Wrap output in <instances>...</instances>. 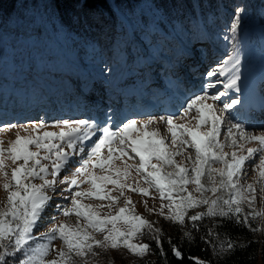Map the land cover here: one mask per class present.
Wrapping results in <instances>:
<instances>
[{"label":"trees","instance_id":"1","mask_svg":"<svg viewBox=\"0 0 264 264\" xmlns=\"http://www.w3.org/2000/svg\"><path fill=\"white\" fill-rule=\"evenodd\" d=\"M237 18L239 24L233 32L231 24ZM247 20L254 23L251 42L264 50V0H0V104L8 102L11 112L17 105L27 104L26 110L18 109L23 119L53 102L65 107L77 89L87 99L88 89L98 77L108 88L128 70L143 69L150 78L152 68L167 65L181 46L190 48L198 42L227 52L224 65L234 63ZM174 196L179 201L180 196ZM207 206L199 203L187 208L183 224L168 216L157 222L140 215L151 227L144 226L134 241L149 244L151 250L140 256L121 246L114 249L113 260L116 264H197L198 260L264 264V219L248 215L259 208L241 203L238 216L241 220L248 216V224L237 223L231 213L189 219L207 213ZM43 220L39 218L19 251H14L15 235L3 241L6 249L0 248V252L14 251L6 256V264H20L45 245L49 250L44 260L57 259L49 256V245L54 242L49 239L50 231L35 233ZM229 242L234 250H228ZM174 245L182 258L173 254ZM95 250L103 254L100 248ZM69 264L108 263L102 258L71 257Z\"/></svg>","mask_w":264,"mask_h":264},{"label":"rangeland","instance_id":"2","mask_svg":"<svg viewBox=\"0 0 264 264\" xmlns=\"http://www.w3.org/2000/svg\"><path fill=\"white\" fill-rule=\"evenodd\" d=\"M253 22L247 20L244 25L241 35L240 45L237 47V55L234 57V63L226 64L223 59L226 57L227 52H221L215 47H210L206 51L202 50L201 45L197 51L190 49L184 51L180 49V53L174 56V59L170 60L167 65L156 66L150 71L152 81L147 83L145 89H142L144 79L147 74L143 69L136 71L137 76H133L128 73L126 80L120 82L117 86H106L105 80L101 77L95 79L89 87V94L87 99H82L81 89H77L74 93L70 94L67 99V106L62 107L61 104L50 103L49 105L40 108L37 114H29L26 119L20 118L18 115V109L26 110L27 104H20L16 106L17 110L14 112L9 111L11 107L9 105L0 104L3 106L0 108V127L8 124H15L18 127L12 128L4 132H0V140L3 141V147L8 148L9 142L16 139L17 132L21 137H30L36 135H43V132H55L59 133L61 128L56 126L58 122L63 120H85L93 126L90 131L92 132L91 138L88 140H76L75 146L69 148L67 140H59L58 138H52V142L57 144L60 148L68 154V161L65 163L56 177L51 175L52 163L56 160V156L53 153H49L44 149H37L34 145L30 146L31 151L39 153L41 165L46 166L47 171L40 173V176H44L45 179H55L56 183L53 188H47L45 191L51 197L47 207L41 213V218L45 223L42 224L35 233L41 231H50L57 225L63 223L68 225L72 229H76L77 226L81 229L87 230L97 240H102L104 233L95 232L92 228L87 227V221L83 216H77L75 212L65 216L63 214L64 209H73L72 199L75 192L87 193L91 191V185L89 183H81L79 186H71L70 181L73 176L77 175L76 169L81 167L83 159L88 157L91 148L98 141L102 135L101 129L103 127H109L113 132H119V129L129 120H136L137 127L141 121H147L151 119L153 122L148 125L147 131L151 132L159 130L160 138H163L169 152L180 151L181 155L174 157L176 162L182 167L189 169L186 173L191 177L194 174L191 169L195 166L196 152L193 147L188 145H181L180 139H190L183 133V129H177V145L172 144L171 134L167 131L168 125L166 121H162L161 117H173V123L176 125H183L186 128L197 129L199 113L197 108L199 104L193 106L185 114V109L188 102L195 96H218L219 99L212 100L206 99L207 104L214 106V112L219 115L222 122L217 125V136L215 144L223 146V152L228 153L225 157L227 160H231V153L237 152L238 154L246 155L248 148H258L257 141H244L238 138V132L235 128H232L233 124L239 123L247 134L261 135L264 134V50L256 49L255 44L251 42L250 35L254 31ZM141 47V45H140ZM126 48V47H125ZM126 51H130V47L127 46ZM202 51V52H200ZM200 52V54H199ZM230 52V51H228ZM198 53V54H196ZM133 59V57L131 58ZM239 60V64L233 67L236 60ZM173 62V63H171ZM212 72L214 75L209 76L208 73ZM238 75L239 79L236 82V86L233 88H225L224 85L231 82L234 76ZM148 77V76H147ZM101 79V80H100ZM150 79V78H149ZM225 93V95H220ZM172 97V101L170 98ZM238 100L239 103L233 107L222 111L224 105L231 102V100ZM83 100V101H82ZM29 105V104H28ZM36 107V106H35ZM44 112V113H43ZM43 113V114H42ZM196 117V118H194ZM45 124L43 129H39L34 132L32 129L33 124ZM23 126V127H20ZM212 127L211 123L201 124L199 131L205 132ZM231 128V134L229 129ZM140 132H134L133 136H138ZM237 138V145L232 144V139ZM47 142V140H45ZM242 146V148H241ZM114 149L120 147L119 140H115L112 144ZM127 152V156H121L120 153H113V160L111 162V168H124V162L129 165H138L140 163L139 157L132 153L131 148L127 142L123 146ZM83 148V151L80 149ZM212 151L217 154L221 151L219 147H213ZM264 153H256L258 159L259 155ZM7 155V153H6ZM108 155L107 147L102 149L101 158H106ZM48 156V159H44ZM131 157V159H129ZM190 157V159H189ZM153 164H157L161 167L163 173H175L178 171L174 166L164 165L162 161H158L155 158L151 161ZM23 161H17L13 164L10 159L6 160V171L11 177V170L22 164ZM32 165V161L29 162V166ZM109 165H105L107 169ZM225 165L222 162L209 159L208 163L203 165L202 171L204 174L201 176V183L205 188L210 189L213 186V181L218 190L213 193L212 191H197L196 185L188 183L186 185L187 191L182 192L181 186L178 184L173 192V199L178 202L174 194L180 197H186L189 193L192 194L196 200L207 199L210 207V202L220 197L217 202V209L224 207L226 211V205H223V200L228 199L231 196L232 190L226 187L220 186V181L223 179L218 172H211V169H222ZM153 169L149 168L148 171ZM39 171V166H37ZM89 174L97 176L109 175L113 179L118 180L120 183L130 185L134 188H144L148 191V195L131 191L130 188H123L124 195H120L121 189L108 182L97 181L102 183L103 191L102 196L108 195L119 197L115 202L109 199H99L96 197L82 196L77 199L80 200L82 206L91 205V210L97 212L101 218H109L116 216L120 208L125 207V200L130 199L131 205H128L130 211L137 215H143L148 220L154 221L156 219L159 222L163 217H167L170 214L168 205L172 203L168 199H161L160 193L155 187H150L144 180V172L138 173L135 167L129 170V175L125 178L122 175L117 176L114 171H105L99 167L93 168L89 166ZM37 176L35 178L29 177L25 180V183H32L40 185L43 180ZM83 179V177H81ZM238 180V187L244 189V195L251 197L255 196V200L249 205L247 201L242 202L245 207H258L259 212L264 211V179L258 177V170L254 171L252 168V161H248L245 164L243 174H238L235 178ZM5 178L0 175V210H4L7 204L8 193L4 190L3 184ZM252 184L255 188V192L247 191V185ZM163 205V208H162ZM86 209L81 208V211ZM163 212V214H161ZM123 215H130L129 211H126ZM47 220V221H46ZM117 227L122 231H126L128 225L123 219L116 221ZM107 228H111V224L106 225ZM132 243L139 244V242L131 241ZM51 258L58 259V252L63 249L67 251L63 241L57 235L52 245H49ZM102 255L95 250L93 252L98 253L93 255L92 252L86 256H77L75 253H71L72 258L79 260H98L100 258L107 260L108 264H116L113 260L114 249L111 247L100 248Z\"/></svg>","mask_w":264,"mask_h":264},{"label":"snow or ice","instance_id":"3","mask_svg":"<svg viewBox=\"0 0 264 264\" xmlns=\"http://www.w3.org/2000/svg\"><path fill=\"white\" fill-rule=\"evenodd\" d=\"M239 24V19L237 18L231 24V30L236 31ZM227 63V61L225 62ZM239 64L237 59L233 67ZM209 76L214 75V73L209 72ZM239 79V76L236 75L232 78L231 82L225 84V88H233L236 86V82ZM220 95H225L221 93ZM207 98L212 100L219 99L218 96H195L192 98L185 109V114L193 108V106L199 104L197 111L199 113L197 129L186 128L183 125H176L173 123V117H161L162 121H166L168 128L167 131L171 134L172 144L177 145V129H183V133L186 134L190 139L186 140L181 138L179 143L181 145H188L193 147L196 152V161L195 166L191 169V172L194 174L189 177L186 173L189 172V169L182 167L174 159L175 156L181 155L182 150L176 152H169L163 138H160L159 130L147 131L148 125L153 121L151 119L147 121H141L139 127H137L136 120H129L123 124L119 129V132H113L109 127H103L101 129L102 135L99 137L98 141L91 148V151L88 154L86 159H83L81 167L76 169L77 175L68 181L71 186H79L81 183H89L91 185V191L84 192H75L72 205L73 209H64L63 214L68 216L75 212L79 216H83L87 221V227L92 228L95 232L104 233L102 240H97L91 233L85 229H81L77 226L76 229L70 228L66 224H59L53 229L50 230L49 239H56L57 235L63 241L64 245L67 248V251L61 249L58 252V259L45 261L44 256L48 252V246L45 245L41 248L35 249L33 254L27 255L26 259L20 261V264H69L71 260V253H75L77 256H86L88 253L92 252L93 255L98 253L93 252V247L97 248H108L113 249L124 247L128 249L134 255L143 256L148 253L151 248L149 244H135L131 241L136 237L137 234H142V228L144 226L151 225L148 221L144 220L138 215H123L126 211H130L128 205L132 204L130 199L125 200V207L120 208L116 216H111L109 218H101L97 212L91 210V205L82 206L80 200L77 199L82 196L96 197L99 199H109L112 202H115L119 197H114L108 195L107 197L102 196L101 192L103 191L102 183H97V181L108 182L113 185L118 186L121 191L120 195L123 196V188L128 187L131 191L139 192L145 195H148V191L144 188H134L130 185H125L120 183L118 180L113 179L109 175L97 176L94 174H89V166L96 168L99 167L105 171H114L117 176L127 177L129 175V170L135 167L138 173L144 172V180L150 187H155L156 190L160 193L161 199H168L172 203L168 205L170 214L168 219L183 224L184 216L186 215V209L197 206L199 203L209 204L207 199L196 200L193 198L192 194L189 193L186 197H180L179 201L173 199V192L175 187L179 184L181 186V191H187L186 185L188 183H193L196 185V190L203 191H212L215 193L218 188L213 181V186L210 189L204 187L201 183V176L204 174L202 171L203 165L208 163V160H214L222 162L225 167L222 169H211V172H218L223 179L220 181V186L226 187L232 190L231 196L229 199L223 200V205L227 206V211L224 207H219L217 209V202L220 200V197H217L216 200L210 202V207L207 210V213H196L189 217L190 220L196 221L200 219L203 215H219L221 217L229 216L231 213L233 216L237 217V223L248 224V216H245L241 220L238 216L241 213L242 209L240 207L241 203L247 201L249 205L255 200V196H245L244 189L238 187V180L235 179L238 174H243L245 164L248 161H252V168L254 171L258 170V177L264 179V154L259 155L258 159L256 153H264V134L259 136L250 135L245 132L242 125L239 123L233 124L232 128H235L238 132V138L244 141H257L259 144L258 148H248L247 154L242 155L237 152L231 153V160L225 159L228 153L223 152V146L215 144L217 136V125L222 122V119L219 115H216L214 112V106L207 104L205 101ZM238 100H231L230 103L224 105L222 111H225L234 105L238 104ZM210 122L212 127L205 132L199 131L201 124ZM61 128L59 133L55 132H43V135H36L30 137H21L19 132H17L16 139L9 142L8 148L3 147V141L0 140V175L5 178V183L2 185L4 190L8 193L7 195V204L4 210H0V248H5L3 241L11 239L15 235V248L14 251H19L20 247L27 242L29 233L32 231L33 227L39 220L41 213L47 207L51 197L47 194L45 189L53 188L56 181L55 179L49 180L45 179L44 176H40V173H45L47 171L46 166L41 165L39 153L30 150V146H35L37 149H44L49 153H53L56 156V160L52 163L51 175L56 177L59 174L61 167L67 163L68 154L64 152L57 144L52 142V138H58L61 141L67 140L69 148L75 146L76 140H88L91 138L92 132L90 129L93 128L89 122L85 120H63L58 122L57 125ZM18 127L15 124H8L0 127V132L11 130L12 128ZM23 127V126H20ZM45 124H33L32 129L34 132L39 129H43ZM141 129L144 131L141 132L138 136H133L134 132H140ZM229 134H231V128L229 129ZM119 140L120 147L114 149L112 144L115 140ZM47 140V142H45ZM128 144L131 148L132 153H135L139 157L140 163L138 165H129L124 162V168H111V162L113 160V153L119 152L121 156H127V152L124 149V145ZM232 144L237 145V138L232 139ZM219 147L221 151L217 154L215 151H212L213 147ZM107 147L108 155L106 158H101L102 149ZM242 148V146H241ZM83 151V148L80 149ZM7 153V155H6ZM48 156H45L44 159H48ZM155 158L158 161H162L164 165L174 166L178 171L175 173H163L161 172V167L157 164H153L151 161ZM10 159L13 164H16L17 161L22 160L23 163L19 164L17 167L12 168L11 177L6 171V160ZM131 159V157H129ZM190 159V157H189ZM32 161V165L29 166V162ZM105 165H109L105 169ZM37 166H39V171H37ZM153 169L148 171V169ZM40 176L43 180V183L40 185L25 183L29 177L35 178ZM83 177V179H81ZM247 191L254 193L256 190L252 184L247 185ZM264 190V189H262ZM81 208L86 210L81 211ZM163 208V205H162ZM163 214V212L161 213ZM255 219L257 216L264 219V211L260 212H250L248 214ZM118 219H123L124 222L128 225L126 231H122L117 227L116 221ZM111 224V228H107L106 225ZM195 226V225H194ZM253 231L258 229L253 228ZM156 232H159L160 229H156ZM190 238V234L186 233ZM156 239V237H153ZM159 244V240H157ZM228 250H234L235 245L231 242L228 243ZM7 250L0 252V264H6V256L14 254ZM173 254L182 258L181 251L174 245L172 248ZM161 252L163 249L161 248ZM197 264H207L204 261H197Z\"/></svg>","mask_w":264,"mask_h":264}]
</instances>
